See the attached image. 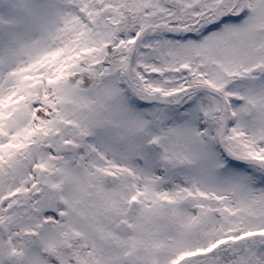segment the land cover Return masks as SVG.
<instances>
[{
	"label": "snow or ice",
	"instance_id": "obj_1",
	"mask_svg": "<svg viewBox=\"0 0 264 264\" xmlns=\"http://www.w3.org/2000/svg\"><path fill=\"white\" fill-rule=\"evenodd\" d=\"M0 264H264V0H0Z\"/></svg>",
	"mask_w": 264,
	"mask_h": 264
}]
</instances>
